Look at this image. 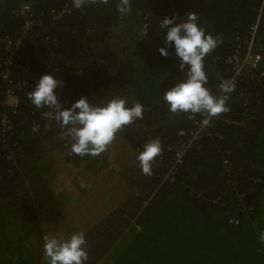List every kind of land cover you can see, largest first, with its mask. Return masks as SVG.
<instances>
[{
  "label": "trees",
  "instance_id": "obj_1",
  "mask_svg": "<svg viewBox=\"0 0 264 264\" xmlns=\"http://www.w3.org/2000/svg\"><path fill=\"white\" fill-rule=\"evenodd\" d=\"M25 1L45 12L62 8L68 0ZM18 2L0 0V38L15 36L21 28L12 15ZM117 3L87 0L82 10L51 26L53 43L38 38L27 45L12 70L14 80L26 87L17 92L16 113L8 111L12 134L0 142V264H47L39 217L56 199L49 186L58 170L53 157H46L49 152L65 151L62 164L69 171L82 163L92 173L106 166L107 150L98 156L70 154L61 139L64 129L42 115L48 109L32 105L27 94L43 74L63 81L57 94L65 107L81 96L93 104L114 97L129 105L141 103L143 119L125 126L115 139L138 153L152 139L162 145L152 175L142 174L140 167L130 174L137 195L84 233L87 264L99 259L104 260L100 264H264V0H131L125 16ZM190 12L206 34L222 41L204 59L210 92L218 77L230 71L229 58L236 52L243 57L254 26V49L261 62L257 69L245 70L247 78L238 80L229 94L228 111L208 124V133L187 152L174 180L158 186L169 167L176 132L192 127L191 114L171 113L163 100L164 92L185 73L177 69L171 47L168 57L159 55L157 49L164 46L159 21L173 15L183 19ZM126 19L121 29L129 36L128 47L111 43L110 33ZM2 88L0 83V98ZM225 158L229 173L224 171ZM243 203L253 209L244 211ZM232 218L238 219L237 225L230 224ZM16 219L19 231L8 225ZM132 220L136 226L117 238Z\"/></svg>",
  "mask_w": 264,
  "mask_h": 264
},
{
  "label": "clouds",
  "instance_id": "obj_2",
  "mask_svg": "<svg viewBox=\"0 0 264 264\" xmlns=\"http://www.w3.org/2000/svg\"><path fill=\"white\" fill-rule=\"evenodd\" d=\"M116 8L122 16L128 15L131 0H119ZM198 19L191 12L183 19L175 15L160 19L159 28L163 32L164 46L157 51L161 57H168L171 47L178 60L177 69L185 73L183 80L164 92L163 100L168 105V111L174 114L204 115L207 118L202 123L208 125L212 117L228 111L227 100L235 85L222 81L221 96L213 95L205 86L208 78L204 71V59L222 41L206 34L205 29L198 24ZM142 33L148 35L147 24L143 25ZM63 86V81L51 74H43L27 95L36 109H48L42 113L45 118L58 122L64 129L61 139L68 143L70 154L80 157L98 156L107 150L116 134L125 126L143 119L144 106L141 103L129 105L126 99L120 97L93 104L87 97L81 96L65 107L57 94V89ZM33 131H38V128ZM161 152L159 139H152L143 145V150L137 155L142 174L152 175L153 161ZM260 240L264 242V233H261ZM86 249L87 241L83 232L72 233L66 238L55 235L44 238L43 252L47 264H87Z\"/></svg>",
  "mask_w": 264,
  "mask_h": 264
},
{
  "label": "rangeland",
  "instance_id": "obj_3",
  "mask_svg": "<svg viewBox=\"0 0 264 264\" xmlns=\"http://www.w3.org/2000/svg\"><path fill=\"white\" fill-rule=\"evenodd\" d=\"M127 21V19L123 21L124 26L118 24L110 33L111 43L116 44L119 41L128 47L129 36L121 29L125 28ZM65 154V151L60 150V152L52 151L46 155V157H53L52 165L58 170L52 172L53 177L49 186L56 199L53 205L51 204V209L44 211L39 217L42 245L46 236L55 235L66 238L72 233H85L92 230L113 209L137 195V190L130 187V174L139 167L137 160L139 153L124 140L120 138L113 140L106 151V166L97 173L84 168L83 163L69 171L66 165L62 164ZM66 196H69L68 200L65 203L61 202V198ZM8 221L11 229L19 231L17 219ZM133 226H136L134 220L117 238L130 232ZM112 234L116 233L112 232ZM44 260L47 261V258L43 255V263ZM101 262L104 260L99 259L96 264Z\"/></svg>",
  "mask_w": 264,
  "mask_h": 264
},
{
  "label": "built area",
  "instance_id": "obj_4",
  "mask_svg": "<svg viewBox=\"0 0 264 264\" xmlns=\"http://www.w3.org/2000/svg\"><path fill=\"white\" fill-rule=\"evenodd\" d=\"M86 2L87 0H68L60 9H49L45 12H40L35 4L28 3L25 0H19L15 9L12 10V15L20 21L21 28L15 36H3L0 38V83L3 85L0 98V142L2 144L6 143L13 131L12 119L8 115V111L16 113L20 106V98L17 92L23 87H26L25 83L14 80L12 74L13 68L18 66L20 53L27 45L36 42L38 38L43 39V42L47 44L53 43L54 38L51 26L72 13L82 10ZM256 27L257 26H254L251 30V37L247 41V47L243 57H240L236 52V54L227 61L231 69L226 75L218 77V82L214 89L215 91L211 92L213 95H223L220 89L222 81L233 83L235 89L238 80L247 78L244 73L245 70L248 68L257 69L259 66L261 56L255 51L253 42V36L257 30ZM241 97L247 96L242 93ZM222 114L223 113L212 117L210 123L219 121ZM206 118V116L201 114L199 117L191 115L189 120L192 127L190 129H181L176 132L177 140L172 146L171 151L169 150L171 153V161L167 171L163 174V178L161 177L158 186L166 181L174 180V175L181 166L187 152L208 133V125L202 123ZM215 136L218 137V135ZM226 159L227 158H225L223 163L224 171L225 173H229L231 165ZM157 190L158 189H156V191ZM151 197L149 199H151ZM242 209L246 212H250L253 208L251 206L247 207L246 204L243 203ZM238 222L236 218L230 220V224L232 225H237Z\"/></svg>",
  "mask_w": 264,
  "mask_h": 264
}]
</instances>
